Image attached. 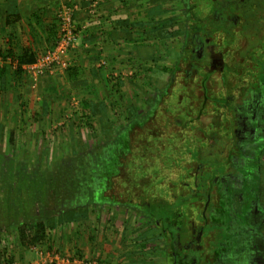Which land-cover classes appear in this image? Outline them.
I'll list each match as a JSON object with an SVG mask.
<instances>
[{"label":"flooded vegetation","instance_id":"obj_1","mask_svg":"<svg viewBox=\"0 0 264 264\" xmlns=\"http://www.w3.org/2000/svg\"><path fill=\"white\" fill-rule=\"evenodd\" d=\"M228 1L179 0L175 65L163 70V86H147L141 126L129 131L154 132L165 109L179 117L160 134L171 173L155 159L151 166L165 172L147 196L96 192L97 203L125 206L153 226L163 264H264V0ZM253 31L260 40L250 46ZM228 95L224 108L215 103Z\"/></svg>","mask_w":264,"mask_h":264},{"label":"rangeland","instance_id":"obj_2","mask_svg":"<svg viewBox=\"0 0 264 264\" xmlns=\"http://www.w3.org/2000/svg\"><path fill=\"white\" fill-rule=\"evenodd\" d=\"M147 1H149L148 7L150 8L155 3H162L161 11L163 12L161 14H164L163 19L156 24H153L152 21L157 20L151 16L153 19H151L150 27L146 28L150 37L154 35L161 37L158 56H156V60H153L152 65L156 66L158 64L162 68H170L171 70L176 62L179 39L177 27L168 26L171 22L168 20L175 19L179 24V19L184 17L180 9H184L185 6L181 8L180 4L177 3L174 8L172 0ZM226 3H229V1L226 0ZM163 4H166L165 11L162 7ZM218 4H221V2ZM57 23L59 25L58 19ZM257 32L253 31L255 40L250 43V46L258 44L260 36ZM8 49H10L8 44L0 42V58L3 59L0 68H8L11 74L0 79V98L1 95H4L2 92L5 88V100L10 101L0 107V198L45 199V204L43 202L37 204V213L41 214L44 210L45 213H43L47 218L52 215L65 214L69 219L64 220L66 222L63 223L65 228H60L61 234H68L72 228L86 229L84 231L87 234L86 239L88 238V243L92 244L87 248L91 255L96 253L95 247L101 245L110 250L114 248L115 251L113 250V252L115 253L129 250L130 257L128 259L133 261L129 264H163L161 262L163 254L159 251L156 243L158 241L157 237L150 236V230L153 226L149 225L147 220L140 214L128 211L122 205L110 206L109 204L101 205L97 203L100 200L98 196L101 193L97 197L94 196L95 202L83 204L88 194L87 182L84 181L83 177L88 175L90 168H92L89 160L96 153L98 156H104V150L111 147V142L106 140L103 134L104 125L102 124L100 109L105 106L108 112V120L116 122L119 127L118 130L126 129L128 124L131 123L128 106H131L133 110L138 109L142 112L147 110L145 101L148 97V77L142 74L131 76L126 74L128 71L124 68L122 73L118 75L114 74L113 71L112 73L109 72L104 81L101 76L94 77L96 91L86 90V87L76 84L77 79H71L72 77L67 75L66 77L65 75L53 77L54 80L48 79L50 77H43L38 82L33 80L35 83H39L34 86L30 81L32 79L24 70L23 72L26 73L25 78L30 79H27L26 82L14 73L18 67L17 56L20 53L12 49L13 54L11 56L8 54ZM41 52L38 53L42 54ZM246 52L243 54H246ZM243 54L240 57H243ZM7 58L13 60L14 63H10ZM237 66L239 64L235 67ZM139 72H141L140 69ZM150 76L153 80L156 79L152 77V74ZM81 79L85 83L83 74L80 77ZM40 82L44 83L41 84ZM90 86L89 88L94 89V86ZM228 88L230 89V84H228ZM172 91L173 98H175V87L172 88ZM151 93L153 94L154 90L151 89ZM96 99L97 102L101 103H91ZM224 99H229V95L225 98L224 96L219 99L216 98L215 103L224 108L226 103L222 104L224 102L221 101ZM4 111L6 113L5 121L2 115ZM165 111L167 110L165 109ZM165 111H162L164 117L156 120L157 123L152 126L153 128H149V131L153 130L154 132L143 134L136 132L133 134L135 138L145 137V141L138 146L139 150L150 149L152 138H157V136L161 138V131L169 125H175V128L180 126L182 123L180 118L175 117L172 119L168 116L169 113ZM168 111L171 112L172 110L169 109ZM147 120L148 118H145L144 122ZM137 125L141 126L140 121L131 124L127 131L118 138V141L114 140L112 143L114 147L113 154L124 153L126 155L130 153V150L123 148L121 143L128 136L126 133L133 130L134 126ZM155 145L157 146V143ZM131 146H133V143ZM135 148L132 147L133 157L129 156L127 161L125 159L119 165L122 167L121 169L125 170L122 174L124 178H127L128 169L130 173L132 172L135 161L143 162V159L135 154L137 151ZM114 161H116V157ZM119 166L115 165L114 170L118 169ZM146 166V175L149 177L152 174V166ZM117 174L119 173L117 172ZM109 184H111V188L115 186L114 189H116V186L119 188L124 185L125 181L118 180L117 176L114 175L113 179L109 180ZM113 196L117 197V194L115 193ZM127 196L128 194L123 193V197L120 198H128ZM47 198H55V200L50 202ZM58 198H76L79 201L75 199L67 202L66 199L60 201ZM53 216L49 220V224H53ZM151 217L154 219L153 216ZM34 222H37V220ZM78 222H82L83 226H78ZM18 227H14L15 230L12 234H0V246L4 252V260L7 259L6 262L18 263L12 255L16 244L20 243L17 234ZM52 227L55 229V226ZM148 228L150 229L148 230ZM62 229L66 230L65 233H62ZM50 230L52 231V229ZM95 244L97 245L95 246ZM102 248L105 252V248ZM81 250H83V247H78L76 244L69 252L71 254L74 252L73 254H77L86 260L97 261L99 264H109L105 261L108 259V254L102 260L98 250V254L92 258L86 257ZM58 252L64 253L63 251ZM261 252L258 255L259 258L263 257ZM112 264L123 263L113 261Z\"/></svg>","mask_w":264,"mask_h":264},{"label":"crops","instance_id":"obj_3","mask_svg":"<svg viewBox=\"0 0 264 264\" xmlns=\"http://www.w3.org/2000/svg\"><path fill=\"white\" fill-rule=\"evenodd\" d=\"M148 2L147 0H0V42L8 44L10 48L8 53L13 52L11 51L13 49L20 53L19 55L33 54L37 58L41 55L39 54L41 51L43 53L55 44L58 29L57 17L55 18V16H57L59 8L64 5H73L75 8L74 22L79 28V39L76 47L69 55L72 67L58 77L63 75L66 77L67 75L72 77L71 79H77V85H83V79L80 80L83 74L86 85L82 87H86V90L96 91L94 77L101 76L104 81L109 72L112 73L113 71L114 74L118 75L126 68L128 71L126 74L131 76L134 74L146 75L148 85L160 88L168 78L167 73L163 72L167 68H162L158 64L153 66L152 62L158 56L161 37L159 35L150 37L146 28L150 27L151 19H153L150 10L159 11L160 9L161 11L162 3H155L150 8ZM176 6L177 4L174 3V8ZM162 7L165 11L166 4H163ZM159 12L158 15L154 16L157 21H152L153 24L159 23L163 19L164 14ZM100 67L101 69H99ZM139 69L141 72H139ZM76 71L77 73H75ZM151 74L152 77L156 78L155 80L151 78ZM7 75L10 76V72ZM25 75L26 73L21 75L24 82L29 79L28 77L25 78ZM48 79L54 80L52 77ZM30 81L34 86L39 84L33 80ZM98 84L100 85L99 81ZM89 85L94 86V89L89 88ZM3 89L4 93L2 92V94L4 95H1L0 107L6 102H10L5 100L6 91L5 88ZM91 103L100 104L101 102H97L96 99ZM2 115L4 120L5 111ZM258 187L262 196L260 201L264 206V177ZM47 199L50 202L55 200V198ZM63 199L69 202L74 201L76 198H58L60 201H63ZM44 200L40 198H0V234H12L15 230L14 227L24 223L36 220L47 222V239L43 243L30 247H25L21 243L16 244L12 255L18 264H36L39 260V250L51 253L63 251L71 254L69 251L76 244L78 247H83L81 251L86 257L92 258L99 253L102 260L108 254V259L105 261L109 264H112L113 261L123 264L133 262L128 259L130 255L127 249L115 253L113 252L114 248L110 250L99 245L95 247L96 253L91 255L87 248L92 244L90 245L88 238L86 239L87 234L84 233L86 229L72 228L68 234H61L60 228H65L63 226V223H66L64 220L69 219L65 214L52 215L53 225L49 224L52 216L47 218L44 210L41 214L37 213V204H40V202L45 204ZM76 201H79V199H76ZM256 205L258 206V204ZM77 225L83 226V223L78 222ZM52 226H55V229ZM261 227L262 225L259 226V229ZM65 231V229H62V233H65ZM102 247L105 248V252H103ZM4 259V252L0 246V264H4ZM41 264L50 263L42 262Z\"/></svg>","mask_w":264,"mask_h":264},{"label":"trees","instance_id":"obj_4","mask_svg":"<svg viewBox=\"0 0 264 264\" xmlns=\"http://www.w3.org/2000/svg\"><path fill=\"white\" fill-rule=\"evenodd\" d=\"M172 1L175 4L179 2V0H172ZM159 11H154L153 9H151L150 15L154 17L155 15H158ZM161 12L162 11H160L159 13ZM168 21H171L168 24V26L176 27L177 22L175 21V19H169ZM56 40H57V33H56ZM8 54L12 56L13 52H9ZM35 61H36V57L33 54L18 55L17 56L18 67L14 73L18 77L19 76L21 77V75L24 73L23 65L32 64ZM9 72L10 70L8 68H3V69L0 68V79L1 77L3 78V76H7ZM85 85L86 84L84 83L82 86ZM128 109L131 119L138 121L142 115V111L138 109L133 110L131 106H128ZM100 113L102 118V124L104 125L103 134L105 135V139L111 142V147L104 150V156L103 155L98 156V154L96 153L91 157L92 159L90 158L91 160H89V162L92 165V168H90V173L88 175H84L85 177H83L84 181L87 182V186H86L88 192L86 197L88 199L87 201L90 203L95 202L94 196L96 197V192H100L101 194H105L107 196H110L115 193L117 195L119 194L123 195V193H128V192H133L134 195L138 197L147 196L150 192L157 189L156 178L160 176V174L163 173L164 170H159L158 166H156V168L151 167L152 174L149 175L148 177L145 171L147 170L146 165H152V163L156 162L155 159H157L167 167V169H165L166 173L170 172V162L173 156L169 152V147L166 144V141H164L162 138H159L157 136V138H152L151 144L149 146L150 149L145 148V150L143 149L139 150L138 146H140L142 142L145 141V137L141 136L139 138H135L133 137V134H130L128 132L126 133L128 134V136L125 137L126 141L124 140L123 143L121 144L123 148H127L128 150H130V153L126 155L124 153L113 154L112 151L114 150V147L112 143L114 142V140L118 141V138H120L124 134V132L127 131V128L118 130L119 127L116 124V122L108 120V112L105 106L100 109ZM132 143L133 146L136 147L135 149H137L135 154L138 157H141L143 159V162L140 163L139 161H135L136 162L135 167L132 168V172L130 173L128 169L127 178H124L122 174L125 172V170L121 169L122 167L119 165L122 164L125 159L127 161V158H129V156L133 155L132 154L133 146H131ZM155 143H157V146L155 145ZM115 157H116V161H114ZM101 162H102V166H101ZM115 165L119 166L118 169L116 170H114ZM117 172L119 174H117ZM114 175L117 176L118 180L125 181V184L120 186L119 188L116 186V189H114L115 186L111 188L110 187L111 184H109V180L113 179ZM101 181H103V184L101 183ZM101 186H104V188L101 189ZM99 189L101 190L98 191ZM25 224L20 225L17 229L18 238L20 239V243L23 246L30 247L36 244L43 243L47 239V222L45 220H39L37 222H34L33 224H28V223ZM6 261L7 259L4 260V263H6Z\"/></svg>","mask_w":264,"mask_h":264},{"label":"built area","instance_id":"obj_5","mask_svg":"<svg viewBox=\"0 0 264 264\" xmlns=\"http://www.w3.org/2000/svg\"><path fill=\"white\" fill-rule=\"evenodd\" d=\"M75 8L73 5H64L57 12L59 22L57 40L53 46L47 48L32 64L23 65V70L38 82L43 77H56L67 72L71 66L70 52L76 47L79 39V28L74 22ZM2 58H0V63ZM10 63L13 60L7 58ZM5 62V61H4ZM99 264L97 261L86 260L77 254L51 253L39 250L38 264ZM36 263V264H37ZM4 264H18L6 262Z\"/></svg>","mask_w":264,"mask_h":264}]
</instances>
